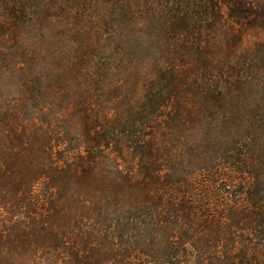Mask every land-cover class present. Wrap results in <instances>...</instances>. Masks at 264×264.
<instances>
[{"label": "trees", "instance_id": "trees-1", "mask_svg": "<svg viewBox=\"0 0 264 264\" xmlns=\"http://www.w3.org/2000/svg\"><path fill=\"white\" fill-rule=\"evenodd\" d=\"M0 264H264V0H0Z\"/></svg>", "mask_w": 264, "mask_h": 264}, {"label": "rangeland", "instance_id": "rangeland-1", "mask_svg": "<svg viewBox=\"0 0 264 264\" xmlns=\"http://www.w3.org/2000/svg\"><path fill=\"white\" fill-rule=\"evenodd\" d=\"M8 92H9V90H8Z\"/></svg>", "mask_w": 264, "mask_h": 264}]
</instances>
